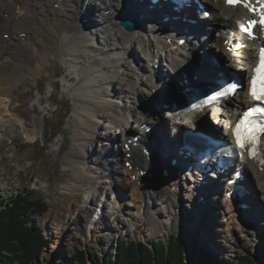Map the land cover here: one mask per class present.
<instances>
[{
	"label": "bare ground",
	"instance_id": "6f19581e",
	"mask_svg": "<svg viewBox=\"0 0 264 264\" xmlns=\"http://www.w3.org/2000/svg\"><path fill=\"white\" fill-rule=\"evenodd\" d=\"M123 1L94 0L98 6L96 9L93 3H88L86 0H12V2L7 0L8 6L11 3L21 12L22 29L21 34L15 31L16 25L10 19L11 11L8 6H2L0 8V67L4 69L0 70V76L5 78V82L1 78L0 97L10 96L4 100V111L10 112L12 109L13 88L19 82L24 81L25 77L39 74L45 64L50 61L51 53L54 52L55 57L61 58L66 67L69 66L70 74L77 77L73 81L66 78L64 83L65 90L75 102V114L79 120L75 123L77 128L74 133L75 147L65 157L68 160L65 163L79 165L75 170V175L80 181L86 174L89 185L94 184L93 170L95 167L91 165H96L97 169H101L104 173L101 172L100 175H103L98 177L100 180L98 189L104 190L105 187L102 184L104 180H109L114 195L118 193V188L116 190L113 176H121L124 187L128 195L130 193L134 203L129 206H138L137 209L146 220V226L151 234L164 235L163 223L160 220L162 212L169 213L170 222L168 224L189 228L186 221L188 216L190 218V213H188L190 209L195 214L197 220L194 224L199 230L201 226L207 225L208 227L216 221L210 216L212 213H220L221 210L224 216L221 222L227 225L229 233L232 232V228L244 227L245 223L249 224V222L253 226H258V221L264 216L263 212L255 211L257 204L261 208L264 207V199L259 191V186L264 187L262 174L264 172V147L263 161H258V163L249 161L244 167L248 196H244L243 200L240 197L235 200L227 199L220 194L222 190L218 187L215 186L216 190L212 191V175L201 179L202 175L187 173L186 169L189 166L186 161H183L185 157L179 154L180 139L168 135L169 117L166 116L165 109L160 110V107L170 106L179 95L174 90L177 82L184 83L187 79L184 86L190 85L189 67L197 56L204 61L203 73L206 78L217 79L215 73L219 72V69L209 62V58L221 56L224 58V54L218 50L222 49L225 41L215 36L213 38L215 47L213 43H206L205 32H198L193 36L189 32V37L183 45L179 42L185 37L184 35L177 38L176 34L170 31L161 33L154 24H147L146 31L140 29L127 32L117 22L118 15L125 9ZM202 1L205 5H212L210 6L212 18L209 21L202 22L204 13L197 15L196 9L187 10L183 14L185 17L182 18L197 20L202 26H214L222 16L251 17L248 9L243 5L227 6L225 0ZM142 3L147 8L152 5L148 0H143ZM162 9L165 10V14L170 15L169 18L179 16L169 7ZM138 13L140 18L144 14L142 11ZM225 24L226 21L221 26L224 27ZM185 26L189 28V25ZM17 40H19L18 46L12 50L11 45L16 44ZM5 46H10V50L4 52ZM32 50L33 53L29 55ZM14 52L18 59L13 68L14 58L11 56ZM247 56L250 54L247 53ZM240 57L241 55L238 54L233 55V59H240ZM235 63V70L240 71L242 63L239 61ZM23 64L30 66L27 72H22ZM87 71L91 73L87 75L91 76V79L87 77L90 86L85 88L80 86V80ZM155 72L158 73L161 81L155 78ZM117 84H121L120 89L116 88ZM178 88L180 90L181 86ZM138 98L144 99L146 104H141ZM1 102L3 101L0 99ZM227 102L230 106L243 105L248 102L246 91L237 92ZM209 116L206 123L211 122L215 131L217 126L222 125V122L226 126L230 125L228 117L222 110L217 109ZM202 119L203 116H200L198 121ZM2 122L5 123L1 117ZM146 124L154 127L152 132L158 138L154 139V137L149 142L150 158L143 151L144 148H148V136L142 132L140 148H136L132 141L136 136L129 134V131L133 130L142 134L140 129ZM186 126L197 131L202 130L200 124H197V127L189 124ZM221 128L224 130L223 125ZM176 129L172 131V134ZM13 132L12 125L0 124V141L4 136ZM115 143L119 148L118 152L114 148ZM97 149L99 155L95 157ZM86 154L91 159L90 166L88 164L86 167H81ZM173 160L177 161L178 166L175 168H172ZM128 163L131 168L127 166ZM163 169L169 171V177L165 178L162 173ZM143 171H152L153 178L147 180L142 178L141 172ZM133 176H136L135 181L132 179ZM140 181L143 182L141 188ZM230 190L231 188L227 187L223 192ZM183 193L188 205L180 199ZM87 195L91 204L96 202L92 192H88ZM243 201L249 208L238 210V204ZM215 208L220 211H214ZM88 210L91 213V210ZM95 210L93 209L92 213ZM125 213L131 214L128 209ZM251 214H253L252 217ZM178 217L182 220L181 224L177 222ZM90 225L82 228L83 231L89 230ZM135 225L136 223L133 224ZM218 230V235L222 239V231ZM206 231L208 230H203L205 233Z\"/></svg>",
	"mask_w": 264,
	"mask_h": 264
},
{
	"label": "rangeland",
	"instance_id": "374dc122",
	"mask_svg": "<svg viewBox=\"0 0 264 264\" xmlns=\"http://www.w3.org/2000/svg\"><path fill=\"white\" fill-rule=\"evenodd\" d=\"M86 2L93 3L94 7L98 8L94 0ZM5 5L8 6L7 0H0V8L6 7ZM8 9L12 15L10 19L16 25L15 31L21 34V12L11 3ZM222 19L223 16L216 23L220 27L225 21ZM18 43L19 40L11 45L12 50L17 48ZM9 50L10 46L6 47L4 52ZM32 53L33 50L29 52V55ZM11 57L14 58V62L12 61L14 68L18 57L15 52ZM198 61L201 65V59ZM29 67L23 64L22 72H27ZM3 69L0 67V70ZM88 74L91 75L87 71L81 76L80 86L85 88L90 86L87 82ZM1 78L4 82L5 78L0 76L2 93ZM66 78L73 81L77 77L71 75L69 66L66 67L61 58L55 57V53L52 52L50 61L45 64L39 74L25 77L24 81L19 82L13 88L14 103L10 112L4 111V100L10 96L0 97L3 101L0 103L2 113L0 124L14 127V132L4 136L0 141V192L8 202L28 193L26 197L35 200L42 199L48 207L45 213L31 217L30 224H35L50 241L41 256L36 259L35 264H59L61 260L74 255L75 248L87 253L88 264H93L92 258L116 261L119 254L117 245L121 241L143 243L153 248V241L167 242L170 238L185 241L186 264H189L188 256L194 248L203 249L219 261L228 262L249 258L255 264H262L264 216L258 221V226H253L249 222V224L245 223L244 227L232 228V232L229 233L227 225L221 222L224 217L222 210H217V208L214 211H220V213L216 212L215 215L212 213L210 216L216 221L208 227L207 225L201 226V230L197 229L198 227L194 224L197 219L190 208L188 213L191 219L189 216L188 220L186 219V225L190 230L179 225L182 222L179 217L178 227L171 223L168 224L170 222L169 213L162 212L160 220L163 223L164 235L151 234L146 226V220L137 209L138 206H129L134 203L130 193L128 195L124 187L121 176H113L116 190L118 188V193L114 195L109 180H104L102 184L105 187L104 190L98 189L100 185L98 177L104 173L101 169H97L96 165H91L95 167L93 170L94 184L89 185L86 174L80 181L75 175V170L79 165L65 163L68 162L65 157L75 147L74 133L77 130L75 123L79 121L75 114V102L64 88ZM88 79H91V76ZM120 87L121 84L116 85V88L120 89ZM1 117L5 123H1ZM114 148L117 152L119 151L117 143ZM98 155L97 149L95 157ZM90 160L86 154L81 167H86L88 164L90 166ZM101 172L103 174L100 175ZM262 174L264 176V172ZM133 179H135L134 176ZM259 191L264 199V187L259 186ZM88 192L95 195L96 202L92 204L89 202ZM180 199L188 205L185 194ZM92 207L96 209L94 213H92ZM127 209L130 210V215L125 213ZM257 209L255 211L264 213L263 206L261 208L257 204ZM88 223L92 224H89L91 228L83 231L82 228L88 227ZM135 223L136 225L133 226ZM205 229L208 230L206 233L203 232ZM218 229L222 231V239L218 235Z\"/></svg>",
	"mask_w": 264,
	"mask_h": 264
},
{
	"label": "trees",
	"instance_id": "16d2710c",
	"mask_svg": "<svg viewBox=\"0 0 264 264\" xmlns=\"http://www.w3.org/2000/svg\"><path fill=\"white\" fill-rule=\"evenodd\" d=\"M26 195L28 193L8 202L0 192V264H35L44 248L50 244L40 229L35 224H30L33 215L45 213L48 207L44 200H35ZM184 243V240L170 238L167 242L153 241V248H149L143 243L121 241L117 245L119 254L116 261L92 258V263L186 264ZM261 255L264 264V250ZM188 257L189 264H255L249 258L219 261L203 249L196 248L191 250ZM87 262V253L75 248L74 255L61 260L59 264H88Z\"/></svg>",
	"mask_w": 264,
	"mask_h": 264
},
{
	"label": "snow or ice",
	"instance_id": "6c2138e0",
	"mask_svg": "<svg viewBox=\"0 0 264 264\" xmlns=\"http://www.w3.org/2000/svg\"><path fill=\"white\" fill-rule=\"evenodd\" d=\"M225 2L232 6L242 4L244 7L249 8L250 11H256L249 0H225ZM257 4L260 5V19L250 20L247 26H241V30L244 31L250 39L254 38L253 30L257 26L264 30V0H257ZM235 87L236 85L234 84L230 85L229 91H232ZM248 92L253 100L264 103V48L261 49L259 63L254 69ZM219 95H227V93L221 92ZM257 114L264 115V108H250L232 130L236 145L242 149L247 148L250 156L256 155L260 143V134L264 133V123H258L251 119V117Z\"/></svg>",
	"mask_w": 264,
	"mask_h": 264
},
{
	"label": "water",
	"instance_id": "95a60500",
	"mask_svg": "<svg viewBox=\"0 0 264 264\" xmlns=\"http://www.w3.org/2000/svg\"><path fill=\"white\" fill-rule=\"evenodd\" d=\"M118 22L121 26L124 27L125 31H127V32L137 31V29L140 25V22H139L137 15L130 8L123 10L118 15ZM139 101L141 104L145 103L144 99H142V98H140Z\"/></svg>",
	"mask_w": 264,
	"mask_h": 264
}]
</instances>
